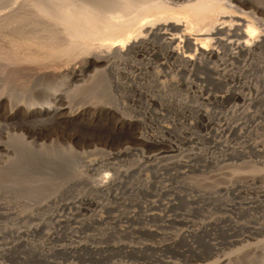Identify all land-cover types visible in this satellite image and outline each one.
Segmentation results:
<instances>
[{
  "label": "rangeland",
  "instance_id": "1",
  "mask_svg": "<svg viewBox=\"0 0 264 264\" xmlns=\"http://www.w3.org/2000/svg\"><path fill=\"white\" fill-rule=\"evenodd\" d=\"M235 1L227 18L260 35L264 0ZM157 36L112 67L0 51V264H264V175L211 194L235 168L264 174V41L188 65Z\"/></svg>",
  "mask_w": 264,
  "mask_h": 264
},
{
  "label": "bare ground",
  "instance_id": "2",
  "mask_svg": "<svg viewBox=\"0 0 264 264\" xmlns=\"http://www.w3.org/2000/svg\"><path fill=\"white\" fill-rule=\"evenodd\" d=\"M231 5L232 4L230 3V6ZM227 16H230V15L226 14V7L223 3V0H183L181 3H175L173 5H170L168 3L165 4L158 0H0V51L2 52V54L4 53V55L1 54L2 57L4 56L6 60L7 58L10 60L12 59L14 63H17L20 60L33 61L34 63L35 61L41 62L44 60L48 62L49 61L50 62L59 61L58 63H61V64L60 65L58 64V65L61 66L62 68V67H68V66L71 67L73 64L78 63L80 60L84 58V59H87L95 63L102 61L103 63H106L107 65L112 67L113 64L111 63L114 62L113 60L114 58H117V57L121 58V57L126 56L130 51L140 47L141 44L143 45L147 37L158 35L160 36V38L161 37L163 38L164 43L166 44L167 55L170 57L177 58L180 61L187 63L188 65L199 63L197 62L198 58L203 57V58H207L211 60V58L219 57L221 55V51L218 46H221V48L223 49H229L234 55H237V53L254 54L255 52L254 50L259 48V46L262 45V42L264 41V28L262 31L263 26L261 27L262 32L260 33V35H257L254 37L252 36V27H250L248 23H245L246 20L248 21V19H245L242 16H238L232 21L231 19H228ZM231 17L232 16H230V18ZM244 27H247V28L245 29ZM254 28L253 30H255ZM172 30H175V31L179 30L181 32L180 34H176L174 32L168 33V31L170 32ZM255 32L259 34V32L257 31ZM220 34H226L227 37L226 38L220 37L221 36ZM208 40H211V44H208L207 46L206 43L208 42ZM233 49H236L235 50L236 52L233 51ZM257 50H256V53H257ZM191 52H193V54H191ZM225 55H226V52H225ZM262 61H263V58H262ZM257 62H258V59H257ZM230 64H233V63H230ZM13 67L17 68L18 65H15ZM259 77H261V75ZM214 79L215 81H220V79L219 80L217 78H214ZM156 82H157V79H156ZM256 82L258 81L256 80ZM165 83L167 84V82ZM251 85H249V87ZM66 90L67 89H64V91ZM64 91H55L56 93L54 92V95H53L54 99L58 100L60 98L61 99L64 98L65 93H66V92L64 93ZM221 94L219 97H222ZM230 94L234 97L241 98L243 101L246 99V97L243 96L237 90H235V88L231 89ZM260 94L261 93H258L252 98H247V100L250 101L252 104L253 101L259 100L261 98ZM176 96H177V93H176ZM64 104H62V106L45 104L41 106L40 112L53 113V112L62 111V110L64 111V109L66 108L65 106L63 107ZM232 109H234V107ZM233 113H230V114H233ZM243 113L246 114L245 111ZM242 116L245 117L246 115H242ZM233 117L234 116H232L231 119H233ZM240 119H242V117ZM261 142H263L262 146L264 147V141H261ZM232 149H235V148H232ZM254 149L258 150L257 146L254 147ZM206 153H203V155ZM199 154L201 153L199 152ZM205 157L209 159L207 156ZM154 162L156 161L154 160ZM248 166L250 167V165L247 164L245 168H247ZM261 171L258 170V167H257V169L252 168L249 170L235 168L233 170H230V172H226L225 174H228L230 176H229V179L225 178L224 179L225 181L221 182V183H225V185L220 187V184L216 183L214 186H212L213 188L215 187L213 190L209 188L212 190L211 192L212 198L214 199L218 198L219 191L228 190V189L231 190L233 188L232 186L233 183L237 182L238 184L242 185V183L245 181L248 182V181H254L256 179L258 180L259 177H263L264 175L262 174ZM198 186H199V183H198ZM136 187L137 186H135V188ZM235 187L237 188V186ZM137 189L138 187L136 188V190ZM201 190L203 192V189ZM213 224H216V223H213ZM107 232L108 234L110 233L109 231ZM7 234H10V233H7ZM17 239L16 241L15 240L13 241L19 243L21 240L17 241ZM24 243L28 244V241ZM92 249H95V247H93Z\"/></svg>",
  "mask_w": 264,
  "mask_h": 264
}]
</instances>
